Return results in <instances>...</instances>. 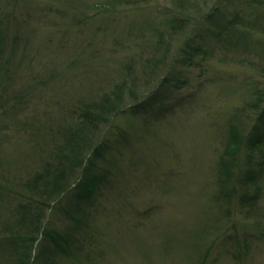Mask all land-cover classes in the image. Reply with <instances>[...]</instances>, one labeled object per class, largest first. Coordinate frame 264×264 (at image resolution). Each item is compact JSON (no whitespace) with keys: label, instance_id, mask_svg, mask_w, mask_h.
I'll return each instance as SVG.
<instances>
[{"label":"rangeland","instance_id":"374dc122","mask_svg":"<svg viewBox=\"0 0 264 264\" xmlns=\"http://www.w3.org/2000/svg\"><path fill=\"white\" fill-rule=\"evenodd\" d=\"M0 30V264H264V0H0Z\"/></svg>","mask_w":264,"mask_h":264},{"label":"trees","instance_id":"16d2710c","mask_svg":"<svg viewBox=\"0 0 264 264\" xmlns=\"http://www.w3.org/2000/svg\"><path fill=\"white\" fill-rule=\"evenodd\" d=\"M174 25H176V22H173ZM4 34V33H3ZM2 34V31L0 30V41L5 38V35ZM3 46L0 43V47ZM2 49H0V77H1V70H4L8 64L9 61L6 59H3L2 56ZM123 91L121 89H116V92L113 94H109L104 96L97 106L92 108L91 113L87 111H83V114L81 116L82 125L85 126L86 124L90 125L93 121V124L90 126L89 133L86 132V127L80 131L79 128L72 132L68 133V130H66L67 127H59L58 133L60 134L56 135V138L53 140H56L57 143L62 137L63 139L67 140L66 145L63 148V151L69 152L68 155H63L58 157L54 162L52 160L51 163L47 164V162L42 166V171L39 174H36V179L32 181L29 185L31 187H36V195H38L40 201L39 211L36 213L37 215L42 211L44 206H47L49 201L53 197H58L61 195L65 189L67 178L70 174H73L76 170V166L78 165L77 161L79 158V154H82L83 151L86 149L85 146L88 143L89 137H93V131L92 128H96L98 124H103L108 121L109 115L114 112V105L117 101L121 100ZM91 139V138H90ZM88 146V145H87ZM57 150H60V147H58ZM62 150V149H61ZM82 152V153H81ZM81 164L79 165V167ZM89 193V192H88ZM37 205L39 201L37 202ZM49 206L47 207V209ZM34 214V213H33ZM33 219L36 218L35 214L32 215ZM37 222V221H36ZM34 224L31 221V225ZM39 226L36 225V232ZM40 232L42 233V228L40 229ZM54 240V239H53Z\"/></svg>","mask_w":264,"mask_h":264}]
</instances>
